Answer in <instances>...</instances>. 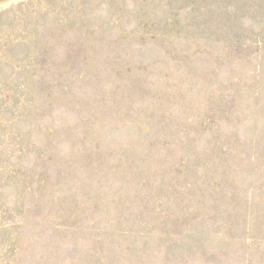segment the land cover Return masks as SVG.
Returning <instances> with one entry per match:
<instances>
[{
	"label": "rangeland",
	"instance_id": "1",
	"mask_svg": "<svg viewBox=\"0 0 264 264\" xmlns=\"http://www.w3.org/2000/svg\"><path fill=\"white\" fill-rule=\"evenodd\" d=\"M0 264H264V0H0Z\"/></svg>",
	"mask_w": 264,
	"mask_h": 264
}]
</instances>
